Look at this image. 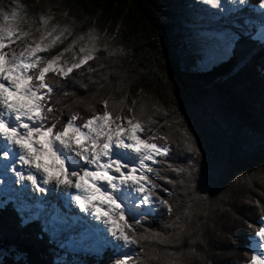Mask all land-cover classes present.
<instances>
[{
  "label": "snow or ice",
  "instance_id": "obj_1",
  "mask_svg": "<svg viewBox=\"0 0 264 264\" xmlns=\"http://www.w3.org/2000/svg\"><path fill=\"white\" fill-rule=\"evenodd\" d=\"M203 2L224 11L220 0ZM11 3L10 11L0 8V159L4 161L0 167L5 174H14L15 184L24 189L30 185L33 193L59 190L81 213L103 225L111 237L108 243L115 257L112 264H191L183 258V252H158L144 247L145 241L180 244L188 235V252L196 253L192 234L199 225L193 227L187 209L182 222L177 215V222L170 225L176 231L167 237L159 231L141 229L143 221L160 205L172 213L171 202L158 194V190L169 189L157 183V179H165L157 166L167 165L182 173L183 169L169 162L182 153L189 154V164L194 166L201 150L192 132L180 120L169 119V111L162 110L157 102L147 101L142 90L130 102L128 91L116 98L112 93L122 91L121 81L113 87L106 75L100 76L108 84L107 95L98 101L101 109L97 111L88 104L91 114L87 117L70 111L68 118L61 121L63 109H71V104L61 105V98L75 96L61 91L62 86L77 73L82 76L85 70L92 73L103 68L98 52L114 56L116 50L107 43L101 46V36L93 28L74 36L68 24L53 23L52 16L43 14H38L39 27L30 31L25 6L18 0ZM230 3L243 9L247 0ZM258 3L264 9V0ZM21 24L28 28L18 26ZM34 34L38 38H33ZM233 39L225 33L220 40H212L207 63L226 55ZM65 41L68 43L53 54L52 50ZM69 53L70 57L66 55ZM120 54H124L123 50ZM95 83L98 89L105 87L99 80ZM81 87L87 88V84L81 83ZM81 99L77 97L72 103ZM158 113H162L163 123L155 118ZM171 115H176L175 109ZM257 225L251 233L256 246L248 264H264V212Z\"/></svg>",
  "mask_w": 264,
  "mask_h": 264
},
{
  "label": "trees",
  "instance_id": "obj_2",
  "mask_svg": "<svg viewBox=\"0 0 264 264\" xmlns=\"http://www.w3.org/2000/svg\"><path fill=\"white\" fill-rule=\"evenodd\" d=\"M159 1L166 4L161 13L172 18L163 23L148 22L141 36L143 28L138 18L154 19L149 13L156 11ZM88 2L90 11L106 18H117L118 8L131 2L134 14L128 13L130 19H125L123 26L128 35L135 38L137 33L140 35L138 49L130 58L98 52L103 68L89 62L93 63L95 72L85 70L82 76L77 73L76 78L60 89L75 93L61 98V105L71 104V109H63L61 121L68 118L70 111H79L87 117L91 114L88 104L97 111L101 109L98 101L108 93V84L100 79L101 75H106L113 87L121 81L122 91L112 93L116 98L128 91L130 102L142 90L147 101L157 102L162 110L169 111V119L180 120L192 132L201 150L194 166L189 164L188 153L170 158L174 167L184 170L182 173L172 171L167 165L157 166L161 169L160 175L165 177L157 179V183L169 189L168 192L158 190V194L171 202L173 211L170 214L160 205L143 221L141 229L159 231L167 237L176 231L170 225L177 222V215L182 222L187 209L192 215L193 227L199 225L192 234L196 253L188 252V235L180 244L145 241V249L183 252V258L191 264H248L253 250L251 233L264 212V41L253 30L238 34L223 60L200 70L185 66L179 59L177 45L184 42L192 45V42L184 41L183 34L175 31L177 27H200L206 21L200 20L197 14L187 17L167 8L187 7L193 4L191 0ZM247 5L255 8L259 3L247 0ZM242 13L249 12L245 9ZM67 43L58 45L53 54ZM193 45L197 44L193 42ZM97 80L105 87L98 89ZM81 83L87 84V88L81 87ZM77 97L82 99L72 103ZM172 109L176 115H171ZM155 118L163 123L162 113ZM249 224L253 227L249 228ZM0 250L7 252L0 264H110L115 258L107 251L99 258L69 256L50 241L38 222L22 224L8 205L0 206ZM135 251L139 253V248L135 247Z\"/></svg>",
  "mask_w": 264,
  "mask_h": 264
},
{
  "label": "rangeland",
  "instance_id": "obj_3",
  "mask_svg": "<svg viewBox=\"0 0 264 264\" xmlns=\"http://www.w3.org/2000/svg\"><path fill=\"white\" fill-rule=\"evenodd\" d=\"M191 1L193 4L187 7H167L169 10L187 17H192L194 14H197L200 20L206 21L203 26L195 27L193 29H186L185 27L176 28L175 32L183 34L182 39L184 41L192 42V45L187 42H184L182 45H177L176 52L178 53L179 59L185 66L199 68L200 70H207L210 66L216 64L220 60H223L224 55L222 58L216 59L212 63H207L208 57L206 54L210 50V42L212 40H220L225 33L230 34L234 38V41L238 38V34H243L246 31L253 30L257 32L258 37L264 41V15H261V13L264 12V9H261L259 5L252 8L246 4V6L241 9L236 7L234 3H230V0H220L222 6H224V11L221 12L219 9H214L210 5L205 4L203 0ZM18 2L25 6L26 15L31 22V28L28 30L33 31L35 28L39 27L38 14L52 16L53 23L59 22L61 25L68 24L72 28L74 36L78 33H86L89 28L95 29L101 36L99 41L101 46L107 43L110 48L116 50V55H121L120 52L123 50L124 54L122 56L129 58L135 50L138 49V39L140 38V35L142 36V34H144L148 22L163 23L164 20H167L168 22V20L172 18L171 16L161 13L160 10L164 7L165 3L159 1V6L156 8V11L149 13V15L154 19L150 20L148 16H142L140 19L136 16L143 28V31H140V35L137 33L135 38V36L128 35L123 26L125 19L128 20L129 18L127 16L128 13L134 14L131 2H125L118 8L117 18L114 16L106 18L97 11H90L87 7V4L89 3L88 0H18ZM174 2H177V0H174ZM12 6L11 0H0V8L4 11H10ZM245 9L249 12L248 14L242 13V10ZM134 19L135 18L133 17V20ZM18 26L28 28L27 24H21ZM108 37L111 38L108 39ZM33 38H38V34H34ZM69 39H72V37H69ZM193 42L197 45H193ZM232 44L228 46V49ZM211 51L214 52L216 50L211 49ZM66 55L70 57L71 54L69 53ZM0 178V187L3 186L4 188L3 195L0 191V206H10L12 211L17 214L22 224L37 220L42 231L48 234L47 219L49 216H46L45 220L43 219L44 215L41 218H35V216L29 215V217L25 214L30 212V210L25 211L24 208L30 205L32 203L31 201H34L36 198L34 195H36V193L31 192L29 190V186L27 190L32 193L30 197L31 201L27 196L25 197L23 193L18 196V185L14 183L15 177L10 171L6 174L5 171H2ZM21 191L22 187L20 186V192ZM24 199L26 200L24 201ZM27 200L30 201V204L26 202ZM32 207L35 208L34 203L31 204V208ZM64 239L65 240L63 241L57 240L53 243H55V245L58 246L63 253L69 256L71 253L73 255H78L77 252L70 250L69 247L67 248L65 243L66 237ZM110 239L111 238L107 237L105 241H103V246H101L100 249H98V247L97 249H93L92 253H95V257H101L104 254L105 247L108 248L107 252H111L113 254L111 245L108 243V240ZM50 241L52 242L53 240L50 239ZM252 241V249L254 250L256 246V239L253 238ZM86 244L85 247L88 249ZM6 253V250H0V260L6 256ZM109 257L110 255L108 254L107 258Z\"/></svg>",
  "mask_w": 264,
  "mask_h": 264
},
{
  "label": "bare ground",
  "instance_id": "obj_4",
  "mask_svg": "<svg viewBox=\"0 0 264 264\" xmlns=\"http://www.w3.org/2000/svg\"><path fill=\"white\" fill-rule=\"evenodd\" d=\"M3 163H4V161L2 159H0V165H2ZM9 167L11 168L12 165H9ZM16 168L20 169V165H16ZM2 171H4V169H3V167H0V174L2 173ZM29 186H28V188H29ZM3 189L4 188L1 186L0 190H3ZM27 189L22 188V191L20 192V186L18 185L17 186V191H18L17 195L20 196L21 193H23L25 195V197L27 196L29 198V200L31 201V198H30L32 195L31 192H33V191H32L31 186L29 189L31 192ZM1 194H3V191H1ZM60 194L61 193H59V190L54 189V188L50 192L45 193V194L44 193H36V195H34L36 197L35 198L36 202L31 201L32 203H34L35 208H33V207L31 208L32 203L30 204L29 203L30 201L27 200L26 202L29 203L30 205L25 207L24 210L25 211L30 210V212L25 213V214H27V216H29V215L35 216V218H41L44 215L43 219L46 220V216L49 213H51V212L53 214L58 213V209L56 207L54 208L50 204L52 203L53 200L58 199ZM47 195H51V196L47 197ZM26 199H24V201ZM40 200H42V203ZM58 208L60 210H62V208H60V206H58ZM78 212H80V210ZM68 216H66V217L68 218ZM96 224H97L96 225L97 226L96 227L97 234L95 232L93 234L92 232H88L87 228H85V227L81 229L79 224H75L73 226L70 225L69 228H63V227H59V226L57 227V225H52L51 223H49V221L47 219V230L50 233H52L53 240H62L63 241V240H65L64 238L66 237L65 243L67 245V248L69 247L70 250L77 251V250L85 249V251L92 253L93 249H97V247H98V249H100L99 246H97V244L101 245V244H103V241H105V239L107 237L111 238L106 233V231L104 230L103 225H101L99 222H97ZM89 229H91L89 231H93L92 228H89ZM86 243H88V244H86ZM85 244H86V246H88V249L85 247Z\"/></svg>",
  "mask_w": 264,
  "mask_h": 264
}]
</instances>
